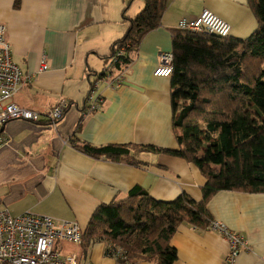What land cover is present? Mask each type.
Returning <instances> with one entry per match:
<instances>
[{"label":"crops","instance_id":"obj_1","mask_svg":"<svg viewBox=\"0 0 264 264\" xmlns=\"http://www.w3.org/2000/svg\"><path fill=\"white\" fill-rule=\"evenodd\" d=\"M15 1L0 0L10 57L22 74L12 100L40 113L59 101L67 107L55 124L13 119L4 125L7 140L2 145L10 148L9 157L21 154L42 176L38 191L30 188L8 205L0 200V205L13 215L29 211L74 221L83 230L100 203L123 199L135 187L158 201H172L180 193L201 200L206 178L182 158L138 149L129 152L130 158L112 160L92 156L76 145L178 149L171 77L153 74L160 53L172 52V31L179 20L196 18L203 9L228 22L231 36H249L257 23L247 1L167 0L160 25L142 37L127 63L109 67L105 75L111 45L128 28L124 16L135 17L142 0H18L17 6ZM42 62L47 65L44 70ZM116 74H121L122 82L112 87L108 80ZM90 94L99 103L92 112L87 108ZM41 155L45 161L39 165L35 158ZM206 209L212 220L247 239L248 248L241 251L237 264H264V192L220 190L209 198ZM169 243L176 250L172 264H225L227 244L217 232L181 222ZM108 247L113 248L104 238L81 237L79 243H62L57 249L76 253L81 264H119L106 253ZM124 264L157 263L134 258Z\"/></svg>","mask_w":264,"mask_h":264},{"label":"trees","instance_id":"obj_2","mask_svg":"<svg viewBox=\"0 0 264 264\" xmlns=\"http://www.w3.org/2000/svg\"><path fill=\"white\" fill-rule=\"evenodd\" d=\"M142 1L135 17L124 16L128 28L111 45L112 67L127 63L129 52L142 37L160 25L167 0ZM246 1L257 25L245 38L179 28L172 31L170 84L178 149L138 144L76 145L92 156L112 160L130 158L129 152L138 149L166 152L193 163L206 178L199 201L186 193L169 202L158 201L135 187L123 199L100 203L82 238H104L111 247L120 248L125 259L119 264L134 258L172 264L176 250L169 243L170 237L181 222L205 228L212 221L206 204L214 193L264 192V0ZM110 251L108 247L106 253Z\"/></svg>","mask_w":264,"mask_h":264},{"label":"built area","instance_id":"obj_3","mask_svg":"<svg viewBox=\"0 0 264 264\" xmlns=\"http://www.w3.org/2000/svg\"><path fill=\"white\" fill-rule=\"evenodd\" d=\"M178 28L193 33L205 32L220 36H228L231 31V25L228 22L207 9H203L196 18H181ZM111 65L109 63L105 68L104 75ZM46 68V63L42 62L40 70ZM172 71L173 53L171 51L161 52L160 63L153 74L169 77ZM21 82L20 68L11 60L5 26L0 23V145L5 144L7 140L1 132V127L7 121L22 119L39 122L43 120L55 124L63 116L67 107L66 102L59 101L45 113H40L17 105L12 97ZM108 82L112 87L120 85L121 74L112 76ZM91 98L90 94L88 112L99 107V103ZM203 229L217 232L224 238L227 244L225 264H237L241 251L248 248L247 239L240 233L229 230L224 223L212 220ZM82 233L83 230L74 221L29 211L13 215L7 207L0 205V264H81L76 253L61 252L55 248V243L77 244L81 241ZM110 250V255L117 260L125 259L120 248Z\"/></svg>","mask_w":264,"mask_h":264},{"label":"rangeland","instance_id":"obj_4","mask_svg":"<svg viewBox=\"0 0 264 264\" xmlns=\"http://www.w3.org/2000/svg\"><path fill=\"white\" fill-rule=\"evenodd\" d=\"M9 150L8 146L0 145V200L5 205L30 188L38 191L36 184L42 176L29 167L28 160L21 154L15 159L9 157ZM10 160L14 163H9ZM35 161L42 165L45 158L41 155L36 157ZM61 244L55 243V248H60Z\"/></svg>","mask_w":264,"mask_h":264},{"label":"water","instance_id":"obj_5","mask_svg":"<svg viewBox=\"0 0 264 264\" xmlns=\"http://www.w3.org/2000/svg\"><path fill=\"white\" fill-rule=\"evenodd\" d=\"M3 129V128H2Z\"/></svg>","mask_w":264,"mask_h":264}]
</instances>
